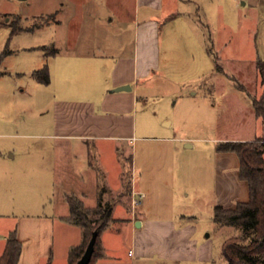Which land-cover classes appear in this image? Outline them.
Masks as SVG:
<instances>
[{
	"label": "crops",
	"instance_id": "1",
	"mask_svg": "<svg viewBox=\"0 0 264 264\" xmlns=\"http://www.w3.org/2000/svg\"><path fill=\"white\" fill-rule=\"evenodd\" d=\"M86 1L91 3L93 0ZM236 1L242 5L258 6L262 0ZM61 9L49 13L47 6L42 9L44 13L38 15L52 16L38 28L53 24L56 29L69 34L63 38L55 36L52 41L37 47L43 50L38 57L45 61L50 75L47 91H41L39 100L40 113L48 115V119L38 125L42 134L37 135L40 139V148L37 149L41 151V161L37 166L41 169L37 171L40 177L45 179L49 176L50 180L48 184L36 185L39 193L37 202L32 205L24 203L20 215L0 213V219L8 218L9 221L4 243L0 245V256L8 235L15 231L22 246L18 264H68L70 250L83 241V231L66 220L70 213L67 196L77 197L87 208L95 207L101 196L103 202L112 207L113 222L100 235L104 257L96 259L93 264H132L124 261L121 251L115 248L117 243L114 240L118 235L114 225L118 223L131 226V248L127 256L134 264H141L154 251L161 260H180L189 256L191 232L175 227V217L166 220L154 219V216H166L156 210L168 207L175 210L177 206L176 192L168 186L170 180L176 182L181 179L183 187L189 176L195 175L196 179L191 183L195 189L194 182L204 178L203 171L197 167L192 171L194 174L188 171V160L180 155L179 142L186 145L185 148L181 145L182 149H193L194 144L185 140L187 138L170 136L164 130L172 126L170 121L163 122L165 128L161 130H154L151 123L140 124L138 111L141 94L146 88L142 80L146 81L156 71L166 69L171 61L183 59L185 53L181 44L187 51L197 47L196 28L192 26L197 23L203 33L205 29L209 31L219 14V0H115L112 5L105 0L102 8H69L68 12ZM92 34H96L94 41ZM209 44L205 47L204 56L200 54L199 58L202 63L211 58L214 65L211 74H201L204 97L213 93L215 85L207 81L215 74L224 75L231 81L233 78L225 71H216L213 55L218 60L220 58L213 51L211 37ZM52 48L55 50L53 53ZM257 57L259 59L253 61L256 66L259 61L264 62V51L257 53ZM124 85L131 89L114 91ZM7 127L10 126L0 129ZM261 127V137L253 140L264 136L263 119ZM12 136V133L0 131V139ZM234 140L252 141L245 138ZM1 142V174L14 175L19 170L12 163L16 158L15 151H10L11 144ZM140 142L161 143L171 153L158 156L150 153L148 157H141L138 154ZM110 146L131 162L134 179L129 181L127 190L124 189L123 170H119L116 181L110 179L106 159ZM4 148L7 149L5 156ZM62 155L68 157V161L66 158L61 160ZM214 158V179L210 189L213 210L215 206L234 209L237 203L247 202L248 184L240 178L237 154L216 150ZM143 175L146 180L142 182ZM154 184L161 186L159 192L152 189ZM9 186L2 189L3 193L16 187ZM188 188L189 184L183 189L184 198L190 197ZM112 193L116 196L110 202L104 200L105 195L109 197ZM177 198L181 201L180 197ZM134 200L138 204L134 205ZM4 205L0 202V210L5 208ZM116 210H120V215ZM178 216L187 218V213L180 212ZM137 221L141 223L137 228L142 229L144 235H150L147 243L137 240L138 235L134 233Z\"/></svg>",
	"mask_w": 264,
	"mask_h": 264
},
{
	"label": "rangeland",
	"instance_id": "2",
	"mask_svg": "<svg viewBox=\"0 0 264 264\" xmlns=\"http://www.w3.org/2000/svg\"><path fill=\"white\" fill-rule=\"evenodd\" d=\"M104 1L93 0L89 3L86 0H0V128L10 126L0 131L13 134L12 137H3L0 140L11 144L10 151H15L16 154L12 163L19 169L14 175L1 174L0 171V202L5 203V208L0 213L20 215L24 203L32 205L37 202L39 193L35 189L36 185L48 184L50 180L49 176L45 179L40 177L38 171L41 168L37 167L41 161V151L37 149L40 148V139L37 135L42 134L38 125L48 119V115L43 116L40 113L39 100L41 91H47V87L36 81L33 71L41 69L45 63L38 57L43 54V50L37 47L52 41L55 36L63 38L69 34H65L62 29H56L53 24L38 28L52 19L51 15H38L44 13L42 9L47 6L49 13L59 8L68 12L69 8H102ZM113 1L115 0H109V3L112 5ZM192 27L196 28L194 34L197 47L187 51L181 44V50L185 53L183 59L171 61L166 69L162 68L148 80H142V85L146 88L141 94L138 111L140 124L151 123L154 130H161L165 128L162 126L163 122L170 121L172 126L164 129L170 136L187 138L185 140L194 144L193 149H182L181 145L184 148L186 145L179 142V151L188 160V171L192 172L195 167L203 171V184L199 178L194 182L195 189L191 186L192 180L196 179L195 175H190L183 187L181 179L176 182L170 180L168 186L177 193H174L177 206L175 210L169 207L156 210L166 216H154V219L166 220L175 217V227L191 232V254L180 260H161V256L154 251L141 264H225L222 255L224 241L242 234L241 226L218 228L214 223L210 189L214 179L217 145L225 141H238L234 139L253 140L261 137L263 133L262 119H256L252 99H259L264 92L263 78L253 62L259 59L257 53L264 51V0L258 6L249 3L242 5L236 0H219V14L209 31L205 29L203 33L197 23ZM95 37L96 34H92V41ZM209 37L225 73L235 77L236 81L215 74L207 81L214 83L213 93L204 97L201 74H211L214 65L211 58V62L207 60L205 63L199 62V58L200 54L205 53V47L210 45ZM210 51L212 52L211 49ZM238 82L244 84L245 91L238 90ZM26 148L32 150L27 151ZM4 149L5 156L7 149ZM150 153L158 156L171 151L158 142L138 143L139 156L148 157ZM62 158L61 160L66 158L68 161L65 155ZM106 159L112 181H116L119 170L124 171L123 184L127 190L129 181L134 179L131 162L123 159L120 152H115L113 146L106 151ZM142 178V182L146 180L144 175ZM187 184L191 194L184 198L183 189ZM9 185L16 187L3 193L2 189L9 188ZM152 189L159 192L161 186L154 184ZM114 196L115 193L109 197L105 195L104 200L110 202ZM171 207H174L172 203ZM117 212L120 215V210H116ZM180 212H186L187 218L177 217ZM8 222V218L0 219V245L4 243ZM114 227L118 235L114 240L117 243L115 248L121 251L124 261L134 264L132 258L127 256L131 248V226L118 223ZM134 233L138 235L139 242H148L150 235H144L142 229L136 227Z\"/></svg>",
	"mask_w": 264,
	"mask_h": 264
},
{
	"label": "trees",
	"instance_id": "3",
	"mask_svg": "<svg viewBox=\"0 0 264 264\" xmlns=\"http://www.w3.org/2000/svg\"><path fill=\"white\" fill-rule=\"evenodd\" d=\"M15 30L12 32L14 34ZM55 52L52 48L51 53ZM213 55V54H212ZM215 69L223 73V67L216 55H213ZM257 68L264 81V62L259 61ZM35 79L44 85L50 83L47 65L33 72ZM233 81L236 79L233 77ZM238 90L245 91L244 86L237 83ZM252 108L257 117L264 121V95L259 99H252ZM218 152H234L240 165V178L247 182L249 199L239 202L234 209L222 206L214 207V223L221 226H241L242 234L224 241L222 255L225 264H264V136L252 141L220 142ZM69 205L68 222L81 227L83 231L82 243L70 250L68 264H76L83 255L94 231L98 233L95 249L89 264L104 257V250L100 243L101 233L113 222L112 207L103 202L99 196L97 205L87 208L75 196H67ZM21 243L16 232L12 231L8 237L0 264H18L21 254ZM47 264H51L48 262Z\"/></svg>",
	"mask_w": 264,
	"mask_h": 264
},
{
	"label": "water",
	"instance_id": "4",
	"mask_svg": "<svg viewBox=\"0 0 264 264\" xmlns=\"http://www.w3.org/2000/svg\"><path fill=\"white\" fill-rule=\"evenodd\" d=\"M130 89H131L130 86L124 85V86H120V87L115 88L114 91H128ZM140 225H141L140 221H137L135 223L136 227H140ZM97 236H98V233L96 231H94L91 235V238L87 244V247H86L83 255L76 262V264H89L90 263L94 249H95Z\"/></svg>",
	"mask_w": 264,
	"mask_h": 264
},
{
	"label": "built area",
	"instance_id": "5",
	"mask_svg": "<svg viewBox=\"0 0 264 264\" xmlns=\"http://www.w3.org/2000/svg\"><path fill=\"white\" fill-rule=\"evenodd\" d=\"M133 203H134V205H135V204H138V201H137V200H134Z\"/></svg>",
	"mask_w": 264,
	"mask_h": 264
}]
</instances>
